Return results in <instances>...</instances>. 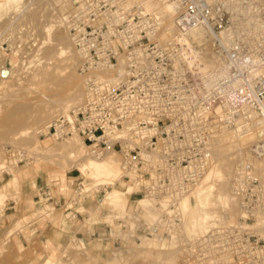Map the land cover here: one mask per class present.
I'll list each match as a JSON object with an SVG mask.
<instances>
[{"label": "built area", "instance_id": "built-area-1", "mask_svg": "<svg viewBox=\"0 0 264 264\" xmlns=\"http://www.w3.org/2000/svg\"><path fill=\"white\" fill-rule=\"evenodd\" d=\"M170 2L176 13L168 41L144 12L137 22L136 14H118L115 32L101 42L76 37L83 45L84 100L57 116L45 135H78L95 154L119 153L124 179L139 188L134 195L155 200L170 224L182 226L180 202L213 167L217 135L255 134L250 159L236 165L231 180L239 225L209 240L219 263L264 264V227H254L264 219V0ZM197 29L203 46L190 36ZM197 51L207 52L211 68L190 67ZM8 154L27 161L24 150Z\"/></svg>", "mask_w": 264, "mask_h": 264}, {"label": "rangeland", "instance_id": "rangeland-1", "mask_svg": "<svg viewBox=\"0 0 264 264\" xmlns=\"http://www.w3.org/2000/svg\"><path fill=\"white\" fill-rule=\"evenodd\" d=\"M152 1L158 3V0ZM129 2L130 0H0V188L5 186L0 197V264H220L217 261L219 254L216 256L217 252L211 250L212 242L209 237L214 231L228 227L227 224L221 222L208 228L199 225L195 233L188 235L184 225L169 223L171 219L168 215L165 216L166 212H163L160 205H157L161 211L156 218L135 206L138 199L145 197L133 194L130 209L139 216V220H134L135 223L131 218L117 220L116 223L121 227L112 230L105 222V217L111 210L99 203L106 194L105 189H92L80 195L81 188L87 190L88 181H80L77 170L64 171L69 168L68 160L63 157L64 153L58 151L63 146L60 143L64 141L59 143L53 137L45 135L47 130L44 125H36L33 118L29 117L30 120L24 126L14 121L24 117L26 108L36 106L38 98L34 97L40 92L53 94L54 90L60 88L53 80L54 76H61V71L48 76L43 83L31 80V75L42 66V63L41 66L39 64L40 59L49 49H53L52 41L47 38V31L45 32L49 22L64 18V27H57L54 34H64L73 42V52H76L74 58L80 63L75 68L76 72H73L82 81L80 67L83 45L76 40L77 36L101 42V35L115 32L117 25L113 22L121 12L132 13L130 17L136 14V22L139 20L138 15L144 12L146 17L152 19L151 25H159L161 33H164L168 21L159 20L155 12L144 8L143 0L131 7H128ZM54 10L61 16L54 17ZM173 19L174 17L170 21ZM54 22L51 24H55ZM118 28L122 30L123 26L119 25ZM170 31L168 35L172 36L174 31ZM57 64L62 66L61 63ZM25 125H31L30 130L34 131L22 136L24 141L12 130H17L18 133L20 129L27 128ZM39 130L43 132L32 134ZM2 135L5 137L3 141ZM26 136L32 137L27 139ZM253 136L255 137L251 135L245 138L248 144H251L252 141L248 140ZM55 142L62 146L57 148ZM34 144L44 148L46 145L50 148L53 146V150L45 148L41 152L37 146L34 151ZM9 149L14 152L26 151V163H20L18 156L11 157ZM3 162L8 169L2 165ZM9 168L13 169V173ZM64 173H68L70 181ZM40 181L43 182L38 187ZM50 204L54 209L46 212L45 207ZM80 207L84 208L79 211ZM239 221L238 218V223ZM176 223L179 224L178 221ZM234 225L236 224L230 227ZM157 226V234L155 231L152 235L148 234L149 228ZM180 226L182 228L178 229ZM231 262L235 263L234 259H230Z\"/></svg>", "mask_w": 264, "mask_h": 264}, {"label": "bare ground", "instance_id": "bare-ground-1", "mask_svg": "<svg viewBox=\"0 0 264 264\" xmlns=\"http://www.w3.org/2000/svg\"><path fill=\"white\" fill-rule=\"evenodd\" d=\"M13 1L18 2V0ZM143 1L145 6L144 8H146L148 11L155 12V16H157L159 20H163L166 22L168 21L166 28L164 27V33L160 32L161 34H159V37L162 41H168L171 38V36L168 35V32L170 30L175 31L173 22L174 19L170 21L176 13L174 5L170 2V0H158V3H154L152 0ZM137 2L139 3V0H130L128 7L133 6V4L137 5ZM17 6L19 7V5ZM56 12V14H53L52 11L51 15L53 14L54 17L55 15L59 16L58 11ZM63 19L61 17L57 19V21L55 20V22L53 20L49 22L50 24H47L48 26H46V30L44 28L45 32L47 31V38L49 37V39L52 41L51 48L53 49H47V54L45 53L44 57H42L39 62V64L42 63V66L40 64V69L34 72L33 75H31L33 76L31 78V80L33 79V82L43 83L48 76L54 73L56 74L57 71H61V76H54L53 80V83L60 88L54 90L55 92L53 94H48L45 91L40 93L38 92V96L34 97L38 98V100L36 99L35 102L36 106L33 105L34 107L32 106L31 108H26L25 113H23L24 117L19 118L18 121L17 119H14V121H16V124L24 126V124L28 122V120L33 118L36 121L34 122L36 125H44L45 129L48 131L52 123L49 120H52L53 117L55 118L59 114L69 113L71 110L78 107L84 100V85L86 80L85 77H83V81L78 79L79 76L77 75V77L75 74V68L76 66H79L78 64L80 63L76 61L77 59L75 60L76 57L74 58L75 51L73 52L74 49L72 48L73 42L70 41L69 37L64 36V34H54V31L57 29V27H64V25H62ZM34 21L35 20H33V22ZM53 22L55 24L52 25L51 23ZM190 36L196 44L203 46L205 37L201 29L194 30L190 33ZM56 62L61 63L62 66H60V64L58 65ZM189 65L190 67H194L202 72L207 70L208 68H211L213 66V62L207 52L197 51L193 52L189 60ZM11 120L13 121V118H11ZM26 125L25 127L27 128L23 127L25 129H20L18 133L16 130L17 128L14 129L12 127L14 130H16V133L13 130L12 132L14 134H17L18 138L20 136L22 138V136L30 134L33 130H30L31 125L30 127H28L29 125ZM36 125L35 127L37 128ZM41 131H35L32 132V134L36 132L38 134ZM26 137L28 139V137L30 136ZM247 137H241L234 132L228 131H223L217 135L214 141V167L208 172L206 178L202 181V183L194 189L195 191L193 190L191 194L186 196L180 202V209L183 213L184 219H182L183 225L188 235L195 233L199 228V225H201V227L208 228L223 222L224 224L228 225V227L226 228H231L230 226H232L233 224H239L238 218H240L241 212L239 210V204L236 198L230 192V181L233 177L236 165L243 164L251 157L249 152L251 144H248V142L246 141L245 138ZM4 138L5 137L2 138V141ZM255 138L256 135L255 137H251L248 141L251 142ZM57 141H59V143L60 141H64V143H60L63 145H61L62 147L59 144L58 146L56 144L57 142H55L57 148L61 147V149L59 148L60 150L58 151L64 153L63 157L68 160L69 168L64 169V171L71 169L77 170L80 173L79 180L88 181L87 190L81 188V191L79 192L80 195L81 193L88 192L92 189H105L106 194L99 200V203L101 206H105L106 208L111 210V212L105 217V222L112 228V230H115L117 228L119 229L121 227V225H118L116 223L117 220H126L130 218L132 219V222L136 219L139 220V216L133 213L130 209L132 203V195L135 193L137 186L133 183H129L124 179L125 171L123 168V159L119 153L115 151H106L103 154H95L90 148L85 145V143L78 135H74L65 140ZM37 142L39 143V140ZM36 147L38 149L40 148V151H45V148L48 150H53V146H51L52 148H50V146L46 145V147L44 148L40 147L38 144L35 147L33 146V150L36 149ZM38 155L40 154L38 153ZM4 163L5 162H3L2 165L6 166V164ZM260 164L262 166V175L264 177V160H261ZM11 165L13 166V164ZM5 168H7V166ZM9 171L13 173V169L9 168ZM64 174L63 175L66 177V179L69 180V178H67L68 173ZM56 180L53 179V181ZM122 185H125V187H122ZM4 187L5 186H2L0 188V197L3 195ZM162 204L164 205L165 203ZM136 205L146 211L153 218H156V216L159 215L161 211H159L160 208L157 207L158 203L155 200L148 198L138 199L135 203V206ZM83 208L84 207H80L79 211H81ZM53 209L54 208L51 206V204L45 207L46 212H50ZM199 220L200 223H198ZM254 227H264V219H258ZM154 239H157V237H154ZM154 241L156 240H153V242ZM152 244L156 245L154 243Z\"/></svg>", "mask_w": 264, "mask_h": 264}, {"label": "crops", "instance_id": "crops-1", "mask_svg": "<svg viewBox=\"0 0 264 264\" xmlns=\"http://www.w3.org/2000/svg\"><path fill=\"white\" fill-rule=\"evenodd\" d=\"M43 181L38 182V187L42 184Z\"/></svg>", "mask_w": 264, "mask_h": 264}]
</instances>
